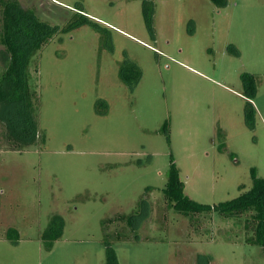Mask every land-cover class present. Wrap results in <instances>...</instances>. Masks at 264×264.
<instances>
[{"label":"rangeland","instance_id":"1","mask_svg":"<svg viewBox=\"0 0 264 264\" xmlns=\"http://www.w3.org/2000/svg\"><path fill=\"white\" fill-rule=\"evenodd\" d=\"M19 2L59 29L29 66L41 136L14 148L0 121V264H105L106 240L119 264H264L245 215L186 216L163 193L172 164L203 204L264 178V0H155L152 30L142 0Z\"/></svg>","mask_w":264,"mask_h":264},{"label":"trees","instance_id":"2","mask_svg":"<svg viewBox=\"0 0 264 264\" xmlns=\"http://www.w3.org/2000/svg\"><path fill=\"white\" fill-rule=\"evenodd\" d=\"M211 1L215 4H224L227 0ZM0 4L3 8L0 43L5 46L6 53L4 69L0 72V121L5 128L6 140L14 148L22 149L35 143L41 136L35 116L34 101L37 92L30 84L29 66L42 45L59 28L42 21L34 10L23 7L19 0H0ZM142 4L144 18L148 28L152 30L155 0H142ZM119 75L129 86L134 87L139 81L140 70L135 63H129L121 66ZM254 79L255 77L251 74L242 75L248 96L255 94ZM251 105V102H248L245 109L248 123H251L254 109ZM252 177V187L239 196L218 204H203L185 194L179 169L172 164L163 193L169 206L186 216L216 213L221 219L226 220L230 217L245 215L247 217L245 229L247 227V230H252V234L247 236L246 241L260 245L264 253V178L257 176L254 169ZM121 217L126 218L128 225L135 230V215ZM234 223L237 226L240 224L236 221ZM63 227V220L59 216H54L43 234L48 249H51L54 241L61 237ZM14 231L9 232L10 238ZM105 243V264H119L115 248L109 240ZM197 264H211V257L199 254Z\"/></svg>","mask_w":264,"mask_h":264}]
</instances>
